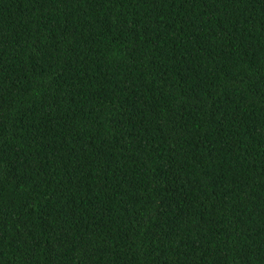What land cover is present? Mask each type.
<instances>
[{
  "label": "trees",
  "instance_id": "trees-1",
  "mask_svg": "<svg viewBox=\"0 0 264 264\" xmlns=\"http://www.w3.org/2000/svg\"><path fill=\"white\" fill-rule=\"evenodd\" d=\"M0 264H264V0H0Z\"/></svg>",
  "mask_w": 264,
  "mask_h": 264
}]
</instances>
